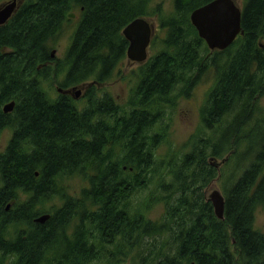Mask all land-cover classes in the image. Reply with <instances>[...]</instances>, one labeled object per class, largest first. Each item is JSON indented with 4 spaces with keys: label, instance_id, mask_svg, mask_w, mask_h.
Segmentation results:
<instances>
[{
    "label": "trees",
    "instance_id": "16d2710c",
    "mask_svg": "<svg viewBox=\"0 0 264 264\" xmlns=\"http://www.w3.org/2000/svg\"><path fill=\"white\" fill-rule=\"evenodd\" d=\"M209 1L172 0L167 14L156 0H25L0 26V142L12 133L0 150V264H264L254 224L264 206V118H253L264 0H245L244 33L223 51H211L191 22ZM139 16L156 18L165 36L121 105L98 90L127 57L123 30ZM66 31L64 57H52ZM209 71L215 82L190 149L159 156L168 108ZM90 80L96 93L83 107L48 92L50 83ZM225 152L231 172L211 161ZM76 176L87 186L74 196L64 182ZM217 177L223 220L204 191ZM56 197L62 204L48 212ZM153 202L165 208L158 221L148 218ZM45 212L51 218L35 222Z\"/></svg>",
    "mask_w": 264,
    "mask_h": 264
},
{
    "label": "rangeland",
    "instance_id": "374dc122",
    "mask_svg": "<svg viewBox=\"0 0 264 264\" xmlns=\"http://www.w3.org/2000/svg\"><path fill=\"white\" fill-rule=\"evenodd\" d=\"M5 0H0L3 2ZM238 3L243 5L244 0H237ZM162 4L163 10L169 14L173 11L172 0H156V3ZM76 23L77 16L73 18ZM155 23V31L152 38V42L149 48V55H152L156 52L159 47L160 39L165 36L164 31L161 29L159 21L156 18H153ZM71 42V31H66L64 35L59 40V43L55 47V57H64L66 50ZM140 64L131 63L126 57L117 67L116 73L110 78L109 81L101 84L99 86L100 91L98 95H103L104 93L111 94L115 100L118 101L119 104L125 105L128 101L131 89L133 88L135 82L137 81V74ZM61 80V78L59 77ZM215 82L214 72L209 71L206 75L202 76L200 81L193 87L190 95L179 96L175 100V104L172 107H169L167 110V129H166V138L162 145L157 149V153L161 157H170L173 152H184L190 149V146L187 144L190 137L198 131L200 127V108L204 104L207 93L210 88L213 86ZM58 83H50V87H48V92L51 94L53 98L59 97V91L57 86ZM85 89L82 91L79 99H74L78 102L79 106H84L88 102L87 95H91L92 93V83L91 80L88 82ZM87 89V90H86ZM86 90V91H85ZM95 92V91H93ZM96 93V92H95ZM169 106V103L167 104ZM254 105L256 107L255 114L253 116L254 119L258 120L260 118H264V88H262L261 92L257 95ZM253 121H256L254 120ZM10 130H6L1 142H0V150H4L9 139L11 138ZM117 149V148H116ZM228 153L225 152L224 157L216 158L212 156L211 161L217 167H221L220 169L223 172H231L234 168V163L232 167H230L229 162H225V157H228ZM231 168V169H230ZM64 185L67 186L68 192L70 195H78L80 190L87 186V182L82 180L80 177H72L66 179ZM218 189L223 193V179L221 177H217L214 179L208 187L204 189L206 192L205 197L209 199L210 194ZM149 190L145 189L138 194L136 200L138 202H142L148 199ZM134 196V194H133ZM134 200V199H133ZM62 201L59 198H55L49 200L45 205L46 209H49L48 212H53L54 206H60ZM164 206L162 203L154 204L151 209L148 211V218L153 221H158L161 219L164 213ZM45 212L43 214H46ZM41 214V215H43ZM50 214V213H49ZM254 224L257 229L264 232V206H259L255 212ZM129 264V263H125Z\"/></svg>",
    "mask_w": 264,
    "mask_h": 264
},
{
    "label": "water",
    "instance_id": "95a60500",
    "mask_svg": "<svg viewBox=\"0 0 264 264\" xmlns=\"http://www.w3.org/2000/svg\"><path fill=\"white\" fill-rule=\"evenodd\" d=\"M25 0H6L0 3V26L6 24L9 19L20 9ZM243 8L236 0H211L196 8L191 13V22L198 31L199 36L205 40L211 51H223L229 48L240 34L242 29ZM75 13L69 17L74 18ZM155 31L153 19L147 17H136L126 25L123 35L128 40L127 58L131 63L143 64L149 58V47ZM55 50L52 57H55ZM59 92L72 94L79 99L83 85L73 86L69 89L59 88ZM15 101L6 103L3 111L12 112ZM212 202L216 216L224 219L225 197L222 191L215 189L209 197ZM10 205L7 206V209ZM51 218L46 213L35 218V222L44 224Z\"/></svg>",
    "mask_w": 264,
    "mask_h": 264
},
{
    "label": "flooded vegetation",
    "instance_id": "af4514ba",
    "mask_svg": "<svg viewBox=\"0 0 264 264\" xmlns=\"http://www.w3.org/2000/svg\"><path fill=\"white\" fill-rule=\"evenodd\" d=\"M237 1V0H236ZM238 2V1H237ZM240 4V3H239ZM244 4H245V0H244V2H243V5H241L242 6V8H244ZM152 19V18H151ZM261 47L262 48H264V39L261 41ZM87 85H84L83 84V90L85 89V87H86ZM261 86H262V88H264V78L262 79V81H261ZM69 88H71V87H68V88H63V89H69ZM59 89V88H58ZM87 90V89H86ZM85 90V91H86ZM59 91V90H58ZM107 93V92H106ZM59 94L60 95H65V96H69V97H72L73 98V95L72 94H68V93H62V92H59ZM256 99V98H255ZM10 133V132H9ZM12 133H10V135H11Z\"/></svg>",
    "mask_w": 264,
    "mask_h": 264
}]
</instances>
